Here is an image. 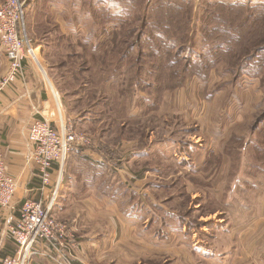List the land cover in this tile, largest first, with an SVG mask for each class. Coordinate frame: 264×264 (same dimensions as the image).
I'll return each instance as SVG.
<instances>
[{
    "label": "rangeland",
    "instance_id": "1",
    "mask_svg": "<svg viewBox=\"0 0 264 264\" xmlns=\"http://www.w3.org/2000/svg\"><path fill=\"white\" fill-rule=\"evenodd\" d=\"M168 1L177 6L178 16L172 12L170 19L167 7L157 18L155 6ZM24 2L27 35L34 46L45 48L46 58L38 60L62 105L63 116L36 65L54 103L45 112L49 119H71L93 142L125 156L139 151V171L150 169L139 187L174 183L182 194L188 182L186 204L191 195L201 198L182 211L184 216L209 217L219 209L243 221L251 202L259 214L264 198V0L252 1L256 20L250 28H241L242 17L237 22L223 18L225 5L236 0L220 7L205 0ZM169 20L173 26L167 30ZM226 30L238 31L242 41H232ZM71 158L65 182L76 168ZM165 165L160 174L154 172ZM153 193L160 200L166 195ZM223 193L222 207L209 206L210 195L216 199ZM55 217L71 220L59 213Z\"/></svg>",
    "mask_w": 264,
    "mask_h": 264
},
{
    "label": "crops",
    "instance_id": "2",
    "mask_svg": "<svg viewBox=\"0 0 264 264\" xmlns=\"http://www.w3.org/2000/svg\"><path fill=\"white\" fill-rule=\"evenodd\" d=\"M26 37L29 39L27 31ZM35 50L41 52L39 58H46L45 48L37 46ZM37 63L41 65L42 60ZM7 66L0 44V76ZM40 68L48 79L44 66ZM25 73L26 83L17 79L0 99V152L8 172L19 182L12 207L0 208V259L17 251L9 225L19 218L23 200L41 198L48 203L52 197V186L41 192L39 169L29 162L32 148L29 130L36 109L45 114L54 103L45 77L36 65L27 61ZM131 144L124 145L126 151ZM105 145L94 142L92 148L71 152L76 168L68 171L66 182L62 173L58 199L52 210L53 216L59 213L71 219L69 224L80 243L74 264H264V198L258 205L259 214L256 203L251 202V212L243 221L226 216L219 209L209 217L201 215L193 219L182 214L200 200V196L191 195L193 199L186 204V195L191 192L188 182L189 188L184 187L182 194H177L174 183L172 186L142 183L143 187H139L146 178L145 172L150 171H139V151L125 156ZM127 159L128 164L123 166ZM165 168L166 165L154 172L160 174ZM56 174L57 169L53 182ZM153 189L165 192L164 199L157 198ZM226 195L214 197L222 201ZM173 204L178 209H171L169 205ZM217 215L219 219H215ZM31 264L49 262L36 257Z\"/></svg>",
    "mask_w": 264,
    "mask_h": 264
},
{
    "label": "built area",
    "instance_id": "3",
    "mask_svg": "<svg viewBox=\"0 0 264 264\" xmlns=\"http://www.w3.org/2000/svg\"><path fill=\"white\" fill-rule=\"evenodd\" d=\"M24 4L22 0H6L0 6V44L8 61L0 77V99L17 79L26 83L27 61L41 67L37 63V52L26 37ZM35 112L36 118L29 130L32 143L29 162L39 169L41 192L52 186V197L48 203L41 198L26 197L23 200L19 218L9 225V234L17 251L0 259V264H31L35 257H41L49 264H74L78 259L80 243L69 223L53 216L52 210L71 152L92 148L94 142L87 134L77 130L71 119L57 123L42 110L36 109ZM55 169L57 177L53 182ZM18 185V179L8 172L4 155L0 152V208L12 207Z\"/></svg>",
    "mask_w": 264,
    "mask_h": 264
},
{
    "label": "trees",
    "instance_id": "4",
    "mask_svg": "<svg viewBox=\"0 0 264 264\" xmlns=\"http://www.w3.org/2000/svg\"><path fill=\"white\" fill-rule=\"evenodd\" d=\"M179 1V0H178ZM205 1H208V2H211L212 0H205ZM227 1V0H226ZM215 2V1H213ZM221 2H224V1H217L215 2L214 4L217 6V7H220V6H223V4H219L218 3H221ZM168 7V10H165L166 8ZM235 7H241V9H239L238 11L234 10ZM255 7V8H254ZM155 16L157 18H162L164 17V10L165 11H168L167 14L171 15V18L170 19H174V15H176V10H177V6H173L171 4V1H168L167 3H162L157 6H155ZM170 8V9H169ZM225 8L228 10V12L226 14H222L223 18L229 22H232L233 20H235V22H237V19L242 17L243 20H244V23H242L241 25V28H250L252 27L253 23H255V20H256V6L255 4H252V0H236V2L234 4H231V5H225ZM172 12L174 15H172ZM264 13V12H263ZM262 13V14H263ZM178 16V14L176 15ZM182 16V15H181ZM260 19H262V16L261 15H258L257 17V21H260ZM222 24L225 26L226 23L222 21ZM164 28H166L168 30L169 27H172L173 24L172 22L169 20V22L167 24H164ZM240 28V32L241 31H244V29H241ZM227 31V30H226ZM238 31H236L237 33ZM228 35H229V38L232 40V41H242V35L240 36V38H237L236 37V33L233 34L231 32H228ZM264 49V47H263ZM70 157V156H69ZM69 159V158H68ZM67 159V160H68ZM67 162V161H66ZM212 197L209 196V206L211 207H222L223 206V203L225 204V201L222 200V201H218L217 199H211ZM213 211H216V209H212Z\"/></svg>",
    "mask_w": 264,
    "mask_h": 264
},
{
    "label": "bare ground",
    "instance_id": "5",
    "mask_svg": "<svg viewBox=\"0 0 264 264\" xmlns=\"http://www.w3.org/2000/svg\"><path fill=\"white\" fill-rule=\"evenodd\" d=\"M209 31H210V30H209ZM212 32H213V31H212ZM37 53H39V52L37 51ZM39 54H40V53H39ZM36 58H37V60L40 59V58H38L37 56H36ZM47 80H48L49 85H50V87H51V89H52V91H53V94H54V97H53V98H54V100H55V102H56L57 110H58L59 114H60L61 116H63L62 105H61L60 100L58 99L57 93H55L56 91L54 90L55 88H54V86H53V83L51 82L50 78H48Z\"/></svg>",
    "mask_w": 264,
    "mask_h": 264
}]
</instances>
